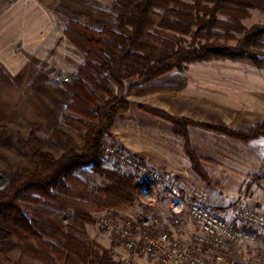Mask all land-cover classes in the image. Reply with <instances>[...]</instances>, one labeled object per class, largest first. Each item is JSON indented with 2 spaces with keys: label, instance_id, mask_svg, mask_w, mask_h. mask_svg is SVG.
Returning <instances> with one entry per match:
<instances>
[{
  "label": "trees",
  "instance_id": "trees-1",
  "mask_svg": "<svg viewBox=\"0 0 264 264\" xmlns=\"http://www.w3.org/2000/svg\"><path fill=\"white\" fill-rule=\"evenodd\" d=\"M253 10L264 12V0H119L113 5L115 28L105 25L94 30L69 20L65 33L87 52L70 86L68 105L86 129L84 144L56 129L53 137L64 149L56 157L44 150L35 132L18 136L21 146L31 153L32 167L13 179L0 197V236L9 245L16 240L25 254L45 264H120L112 250L94 248L69 221L36 208L28 214L22 203L44 204L89 220L93 211L119 212L146 202L151 184L105 167L102 160L105 136L133 105L173 124L194 169L207 181L203 159L192 148L191 126L244 142L264 138V122L246 130L220 122L205 124L149 104H134L128 93L115 95L109 88L113 80L130 90L134 84L152 82L174 70L184 72L198 62L231 61L264 69V24L248 27L244 23ZM88 86L107 98L98 104Z\"/></svg>",
  "mask_w": 264,
  "mask_h": 264
},
{
  "label": "crops",
  "instance_id": "crops-1",
  "mask_svg": "<svg viewBox=\"0 0 264 264\" xmlns=\"http://www.w3.org/2000/svg\"><path fill=\"white\" fill-rule=\"evenodd\" d=\"M71 1L73 0H0V85L2 89L15 87L20 90L23 87L26 91L31 90L29 95L20 97V94H14L10 98L13 104L11 108L16 110L13 119L18 125H23L24 129L36 125L40 132L43 128L56 126L60 121L58 101H54L50 94L54 88L64 87V83L55 79L61 67L56 66L58 61L55 58L51 59L53 63L46 62L52 52L57 54L58 50L61 51L58 40L64 35L65 27L61 29L59 14L66 12L65 10L73 13ZM198 64L204 63H194L189 67ZM241 65L243 64L232 63L218 66ZM188 71L189 69L184 72L174 70L146 83L150 85L145 87L134 84L128 99L135 103L152 104L172 115L198 121L205 118L201 112L204 101L208 102L207 108L214 110L219 107L209 104L212 99L225 105L222 110L215 112L232 127H235L234 122L237 120L248 123L264 121V100L257 93L253 94V90L246 91V101H235L236 95L245 93L241 89L244 87L241 79H202ZM246 82L248 88L264 87V79ZM226 92L229 96L232 94L233 98L225 96L221 100L217 97ZM2 98L7 100L5 95ZM189 133L192 148L204 160V167L213 178L210 183L202 180L192 167L184 149V140L174 133L173 125L140 110L136 105L115 123L105 141L106 144L116 143L127 148L153 166L174 174L182 196L192 188L206 190L209 194L206 204L209 207L221 213L235 226L250 229L251 226L239 219V211L249 204L264 212V195L257 198L254 195L264 194V190L256 192L250 178L256 172H264V138L243 143L197 126L190 127ZM236 165L241 167L234 168ZM210 167H216L217 170ZM259 169L262 171H257ZM225 176L230 178L226 180ZM240 189H245V193H240ZM222 194L249 195L242 198V203L238 202L239 208H235L231 205L233 201L226 196L221 197ZM145 204L148 206L146 216L142 214L145 211L142 210L143 204L136 205L126 213L136 219L153 222L156 230H166L183 242H191L201 231L200 223L191 218L187 211L171 215L169 197L161 188H158L156 200L153 203L147 200ZM158 211L163 215L157 214ZM105 245L115 257L129 256L137 264H157L155 258L130 251L123 242L114 238ZM248 257L255 259V252L250 251Z\"/></svg>",
  "mask_w": 264,
  "mask_h": 264
},
{
  "label": "rangeland",
  "instance_id": "rangeland-1",
  "mask_svg": "<svg viewBox=\"0 0 264 264\" xmlns=\"http://www.w3.org/2000/svg\"><path fill=\"white\" fill-rule=\"evenodd\" d=\"M119 0H73L70 3V6H72V12L69 13L67 10L66 12H63L62 14H59V21L61 24V29L65 27L64 35L62 34L61 38L58 40V45L59 49L58 53L55 54L52 52L48 56V60L46 64L53 63L51 59H56L58 62L56 63V66L61 67L59 71L65 72L68 71L69 77H70V82H68V85L64 83V87L60 88H54L53 91L51 92L50 96L54 101H58V106H59V112H60V121L56 126H51L48 127L47 129H42L40 132L37 130L36 125H30V127H26L24 129L23 125H18L15 120L13 119L14 117V112L16 110L12 109V102L10 101L11 96H14V94H20L18 96L23 97L26 94H31V90L28 89L27 91L23 88L20 87L18 88L15 87H6L3 88L0 85V197L5 194V192L8 190L10 183L13 179L18 177L20 174H23L27 169L32 167V156L31 153L24 149L21 144L18 141V136L21 135L23 137H28L31 132H35L38 137H40L44 143V150L49 151L53 153L56 157H59L63 154L64 149L62 146L57 142V140L53 137V132L56 129H60L64 132H66L68 135L74 138L77 144L83 145L84 144V137L86 134V129L81 123V119L77 114H74L68 109L69 103L72 101V90L70 89V86H73L75 83V78L76 75L79 71V68L82 64H84L87 60V52L81 48L74 40H72L65 32L68 26L69 20H74L77 22H80L81 24L91 27L94 30H101L103 26L109 25L110 27L115 28L116 25V17L117 14L113 11V5L114 3L118 2ZM83 21H85L83 23ZM245 25L248 27H251L255 24H264V12H260L258 10H253L252 11V16L246 20H244ZM75 36H77L78 40L80 39L79 37V32L74 33ZM63 36H65L63 38ZM186 44L188 42H185ZM62 46V47H61ZM109 59V57H107ZM50 59V60H49ZM204 64H198V65H192L191 67H188L189 73L193 76H196L198 78L202 79H208V78H235V79H241L242 84H244V87L241 88L245 93H241L242 95H234L235 96V101H246L247 97V90L251 89L254 93H257V95L264 100V87H254L251 86V88L247 87V82L246 81H253V80H262L264 79V69H258L253 66H248V65H241L238 67H221L218 66L220 64H232L236 62H231V61H213L211 63L209 62H201ZM45 64V65H46ZM240 64V63H239ZM2 80H0L1 82ZM254 84V83H252ZM150 84L143 83L140 86L145 87L149 86ZM221 85V84H220ZM224 85V84H222ZM34 87V85H33ZM126 87V88H125ZM121 86L120 84L116 83L115 81L111 80L109 82V88L112 90V92L115 95H120L125 93H128V96L130 95V90L127 86ZM88 88V93L90 96H93L97 99L98 104H101L105 98H107V94L101 93L97 91L95 88L92 86L86 87ZM32 89V88H31ZM259 89H261L259 91ZM4 91V93H2ZM18 91V92H17ZM2 95H5L7 100H3ZM225 96H229V93H222L218 94L219 99L225 98ZM230 99L233 98V95L230 94L229 96ZM132 102V101H131ZM209 103L211 106H219L218 108L212 110L210 108H207L206 106L208 105L207 101H204V107L202 108L201 112L204 115V120L198 121L194 120L197 122H203L205 124L215 122L217 123H222L230 128L233 129H238V130H246L250 125L256 124V123H248L244 121H235L234 125L235 127H232L228 123H226L223 119V117L217 116L215 111L222 110L225 105L222 103H216L214 100H210ZM136 104L135 102H132ZM19 105V104H16ZM53 105V104H52ZM67 105V106H66ZM153 106L152 104H149ZM15 106V105H14ZM213 106V107H214ZM155 107V106H153ZM158 108V107H155ZM161 109V108H159ZM141 110V109H140ZM163 110V109H162ZM232 111H235L234 109ZM220 112V111H219ZM236 112V111H235ZM24 113V112H22ZM148 113V112H147ZM150 114V113H149ZM62 115V117H61ZM152 115V114H151ZM155 116V115H154ZM157 117V116H156ZM184 117V116H183ZM160 118V117H159ZM188 118V117H187ZM162 119V118H160ZM191 119V118H190ZM120 120V119H119ZM165 120V119H164ZM168 121V120H166ZM170 122V121H169ZM264 122V121H263ZM171 123V122H170ZM262 123V122H260ZM172 124V123H171ZM173 125V124H172ZM197 126V125H194ZM192 127V126H191ZM203 129H206L202 126H197ZM113 128V127H112ZM109 131V134L112 131ZM190 129V128H189ZM45 132H44V131ZM209 130V129H207ZM212 131V130H211ZM216 133L222 134L220 132L214 131ZM108 135V134H107ZM106 135V136H107ZM105 136V137H106ZM229 137V136H228ZM231 138V137H230ZM234 139V138H232ZM238 140V139H235ZM240 141V140H238ZM243 143H248L241 141ZM106 141L104 138V145H106ZM264 147V145H262ZM127 149V148H126ZM129 150V149H128ZM186 152V151H185ZM135 154V153H134ZM136 155V154H135ZM138 156V155H137ZM140 157V156H138ZM104 158V155L103 157ZM142 158V157H140ZM144 159V158H142ZM103 160V166L109 167V168H115L119 169L126 174H130L121 168H119L116 165H111ZM147 161V160H146ZM204 162V160H203ZM150 163V162H149ZM192 164V163H191ZM204 165V164H203ZM193 167V165H192ZM241 166L236 165L234 168L239 169ZM194 168V167H193ZM216 169V167H210V169ZM160 169V168H159ZM206 169V168H205ZM86 170H89V168H86ZM164 172H168L167 170L161 169ZM195 170V169H194ZM208 169H206L207 171ZM196 171V170H195ZM257 171H262V170H257ZM197 172V171H196ZM208 172V171H207ZM227 172V171H225ZM169 173V172H168ZM198 173V172H197ZM228 173V172H227ZM199 174V173H198ZM209 174V172H208ZM230 174V173H228ZM131 175V174H130ZM202 180V176L199 174ZM230 176V175H227ZM233 176V174H232ZM210 180H204L207 183H210L213 178H211L209 174ZM215 178V175H214ZM226 180V176L224 177ZM250 178L253 181V184L255 185L256 192L259 190H264V172H256L253 175L250 176ZM230 183V181H229ZM236 185V183H235ZM238 185V184H237ZM245 193V189L241 190L240 193ZM184 195V194H183ZM246 195L249 194H222L221 197L226 198L228 197L229 200L233 201L231 204L232 207L235 206V208H239L237 206L238 202L242 203V198L246 197ZM255 197H259V195H264V194H254ZM226 196V197H225ZM235 197V198H234ZM235 199V200H234ZM143 204V209L145 210L144 216L147 214V208L148 206L145 204L144 201L141 202V205ZM22 207L24 211L28 214L31 213V210L33 208L45 211L52 216H56L59 218H63L65 221H69V223L72 224L73 227H75L78 231L86 234L87 238L85 240L87 242H92L94 245V248H103V249H108L105 244L110 243V241L113 239V236L111 232H109L106 229L98 227L96 223V217L95 215L99 212L93 211L92 212V219L89 220H84L80 217H77L73 213H67L62 210L46 206L44 204H38V205H32L29 203H22ZM135 207V206H134ZM241 207V205H240ZM244 207H252L256 208L252 205H245ZM133 208V207H131ZM121 210L119 211L120 214L118 213L117 215L119 217H132L128 213V210ZM127 212V213H126ZM116 215V216H117ZM135 217V216H134ZM8 240L0 236V264H45L42 260L35 258L33 256L27 255L23 252L22 247L17 245L16 240L11 241L12 243L9 245ZM16 245H15V244ZM111 250V249H109ZM113 253V252H112ZM114 260L118 262L119 257H115L113 253Z\"/></svg>",
  "mask_w": 264,
  "mask_h": 264
},
{
  "label": "built area",
  "instance_id": "built-area-1",
  "mask_svg": "<svg viewBox=\"0 0 264 264\" xmlns=\"http://www.w3.org/2000/svg\"><path fill=\"white\" fill-rule=\"evenodd\" d=\"M55 79L70 82L67 71H58ZM103 159L134 175L139 182L151 184L154 189L146 194L150 203L156 200L161 188L169 197L172 216L187 211L201 225V231L191 242H183L166 230H156L148 220L119 217L114 211L97 213L98 227L111 232L114 240L123 242L130 251L147 254L157 264H264V212L242 208L239 219L251 228L238 227L206 204V190L192 188L182 196L174 174L164 172L130 150L109 143L104 146ZM157 214L163 215L159 211ZM250 251L255 252V259L248 257ZM118 262L137 264L129 256H120Z\"/></svg>",
  "mask_w": 264,
  "mask_h": 264
}]
</instances>
